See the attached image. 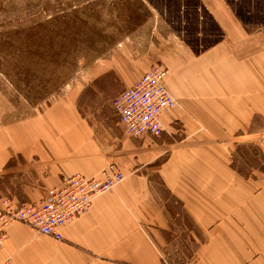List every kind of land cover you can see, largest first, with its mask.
I'll use <instances>...</instances> for the list:
<instances>
[{
  "label": "crops",
  "instance_id": "crops-1",
  "mask_svg": "<svg viewBox=\"0 0 264 264\" xmlns=\"http://www.w3.org/2000/svg\"><path fill=\"white\" fill-rule=\"evenodd\" d=\"M174 2L144 1L160 19L89 69L118 84L91 90L117 96L163 64L177 105L161 114L162 135L129 136L101 97L88 120L59 97L0 123V206L38 201L75 173L113 165L125 176L61 239L10 225L0 263L264 264V0Z\"/></svg>",
  "mask_w": 264,
  "mask_h": 264
},
{
  "label": "rangeland",
  "instance_id": "rangeland-1",
  "mask_svg": "<svg viewBox=\"0 0 264 264\" xmlns=\"http://www.w3.org/2000/svg\"><path fill=\"white\" fill-rule=\"evenodd\" d=\"M144 1L159 7L175 3L0 0V123L34 114L59 97L74 99L87 120L89 112L97 110L99 97L112 105L117 92L89 86L118 84L109 76L100 83L101 76L92 78L89 69H99L103 60L117 57L121 43L140 27L149 32L157 13ZM163 9L168 17L172 15L170 9ZM94 93L97 96L92 98Z\"/></svg>",
  "mask_w": 264,
  "mask_h": 264
},
{
  "label": "built area",
  "instance_id": "built-area-1",
  "mask_svg": "<svg viewBox=\"0 0 264 264\" xmlns=\"http://www.w3.org/2000/svg\"><path fill=\"white\" fill-rule=\"evenodd\" d=\"M168 73L163 64L155 63L114 98L113 108L129 136L150 134L158 137L164 132L161 114L177 105L166 86ZM124 177L119 168L111 165L97 178L72 174L60 186L49 188L44 198L35 202L16 203L4 198L0 206V246L6 229L16 222L29 226L37 234L61 239L63 226L86 213L97 196L113 188ZM0 264H9V261Z\"/></svg>",
  "mask_w": 264,
  "mask_h": 264
}]
</instances>
